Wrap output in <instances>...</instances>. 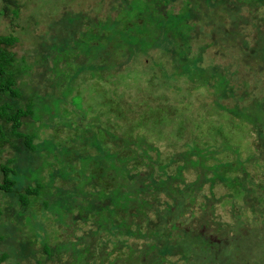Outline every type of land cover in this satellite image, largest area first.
Masks as SVG:
<instances>
[{
	"label": "rangeland",
	"instance_id": "1",
	"mask_svg": "<svg viewBox=\"0 0 264 264\" xmlns=\"http://www.w3.org/2000/svg\"><path fill=\"white\" fill-rule=\"evenodd\" d=\"M149 1L158 4V1ZM180 7L191 14L189 20L195 22V34L205 35L200 40L207 45L205 54L197 51V47L188 54L189 58L198 53L203 54L202 59L194 62L180 54L167 53V45L161 40L147 49L143 47L144 44L121 47L119 38L111 45L112 40L102 35L104 32L98 28V19L92 14L95 8H99L114 15L117 12V15H129L132 11L128 0H27L26 7L20 9L16 17L12 15L11 20L0 15V33L7 34L17 26L25 36V39L21 37V44L16 45L14 50L18 61L24 57L32 65L19 77V83L30 84V80L35 79V84L38 83L43 89H46L47 81L41 77L44 70L35 62V54L42 55V49L45 52L51 50V44L43 41L44 38L50 36L53 43H59L64 37L72 40L71 36L78 30L76 34L80 35L77 39L83 45L76 47L72 44V52L80 51L86 62L74 63L76 68L83 67V70L73 77L71 83L66 82L71 84L67 96L71 104L79 109L74 110L81 113V119L87 116L82 124L88 129L95 127L97 136L106 133L105 148L116 152L118 157H125L124 163L128 165L129 171H119L109 178L110 190L120 188L118 195L121 198L123 194L130 197L124 205V211L118 210L122 230H129V234L122 235L101 228L97 216H92L91 212L84 211L79 217L78 209L68 208L60 212L36 209L35 213H38L39 221L43 224L40 230L31 225L30 220L34 217L22 216L27 209L19 216L15 212L21 210L17 201L12 206L6 205V200L10 199L5 200L7 197L0 196L3 206L0 213V254H7L5 264L127 263L128 245L140 250L144 243H151V234L160 227L157 224H161L160 232L169 228L170 224H165L164 220L169 212L182 220L181 228L194 229L206 225L209 232L219 236L232 234L242 225L243 229L247 228L246 224L254 218L262 217L264 220V2L175 0L174 10ZM149 11L158 14L152 8ZM214 24L220 25L216 26L218 36L222 35L221 28L224 33L235 30L237 34L238 31L243 32L253 40V52L250 51L251 47L245 46L246 42L242 43L243 49L228 51L225 46L228 42L215 44ZM97 33L102 36L99 37ZM235 44L232 46L239 47ZM97 46H100L99 49ZM92 48L98 50L89 53ZM133 48L135 51L132 52L130 49ZM102 55L105 57L104 62H100ZM197 65L209 70L203 74L204 77L194 73ZM215 65L220 66V69H215ZM37 68L39 74H34ZM241 78L250 83L247 88ZM64 84H57L59 88L50 84L51 90L59 92L64 89ZM231 84L237 88L239 96L237 93V96L233 95ZM104 90L111 97H106ZM75 99H79L82 105ZM71 104H61L55 100L49 104L53 116L57 115L58 121L62 118L59 123L61 126L69 115L64 107L70 110ZM222 104L227 107L224 109ZM228 106L232 109L229 110ZM166 109L171 114L167 118ZM140 119H143L142 124H138ZM180 119L183 129L176 132ZM33 122L29 116L24 117V130L33 132ZM220 123L225 124L221 133L215 129ZM41 125L39 121L33 125L40 129L39 132L42 129L37 141L55 133L54 130L41 128ZM61 130L57 133L64 136L66 133ZM190 139L198 147L206 146L205 150H214L208 163L214 164V168L200 165L182 168L179 179L189 184V187L180 194L158 189V178H168L181 165L178 153L187 149L186 142ZM51 140L57 146L61 139ZM222 144L229 147L225 149ZM70 145L85 147L92 154L98 152L96 146L81 143L77 138L72 139ZM151 146L156 149H151ZM0 148L8 152L15 151L7 143L2 147L0 145ZM143 149L149 150L152 160L141 156ZM60 154L62 157L72 155L67 156L63 151ZM175 154L179 155L178 160L174 158L177 161H173ZM3 156L5 154L0 153V161L4 160ZM156 158L163 169L155 167ZM140 159L144 162H137ZM71 162L75 167L80 166L77 157H73ZM223 162L239 163L236 164L239 167L227 171L235 186L225 184L224 179L219 177L217 166ZM38 166L31 167L35 175H41L42 168ZM21 176L24 180L32 178L28 173H21ZM84 180L81 177L80 181ZM87 183L85 189H89ZM256 183L258 186H255ZM55 184L60 183L55 181ZM61 185L66 188L67 178L61 181ZM235 187L238 191H234ZM260 196L263 197L262 202ZM261 226L264 227V221ZM36 232L41 235L52 234L49 238L53 248L51 255L43 251L41 237ZM26 235L32 240L27 242ZM85 245L91 246V251L78 256L75 248ZM159 252L158 247L151 249L153 255L159 256ZM171 260L176 264H187L177 257ZM263 260L255 264H264Z\"/></svg>",
	"mask_w": 264,
	"mask_h": 264
},
{
	"label": "trees",
	"instance_id": "2",
	"mask_svg": "<svg viewBox=\"0 0 264 264\" xmlns=\"http://www.w3.org/2000/svg\"><path fill=\"white\" fill-rule=\"evenodd\" d=\"M0 1V15L6 20L7 18L11 20L12 15L16 17L18 11L26 7L27 0L25 2L21 0ZM154 1H158V4H153L149 0H128L129 7H131L132 11L129 15H117L118 12L114 15L99 8H95V12L92 15L98 19V26H100L98 28L101 29V32H104L102 35L107 36L108 40H112L111 45L114 44L115 39L119 38V46L121 47H138L144 44L143 47L147 49L148 47L155 46L161 40L165 41L167 45L165 46L166 52L171 55L180 54L183 58H188L192 62L202 59V53L206 50L207 45L203 44L200 40L201 36L205 35L204 33H199V36L195 34V22L189 20L191 14L185 9H181V7L180 9L177 8V10H174L175 0ZM210 1L216 3L221 0ZM151 8L158 14L151 13L149 11ZM105 13L107 14L106 17L104 16ZM146 16L148 18H145ZM216 26L220 25H213V33L215 35L219 33L216 30ZM77 32L78 30L71 36L72 40L69 37H64L59 43H53L54 40L52 38L50 39V36H47L43 41L51 44V50L45 52L42 49V55L35 54V62L43 67L44 70L41 77L47 81L46 89L39 87L38 83L36 85L35 79L32 76L34 80H30V84L27 82L19 83V77L32 65V63L28 64L24 57L21 58V61H18L16 51L14 50L16 45L21 44V37L25 39L24 34L20 33L17 26H14L7 34L0 33V145L2 147L7 143L11 149L15 150L8 152L0 148V153L3 152L5 154L3 156L4 160L0 161V196L7 197L5 200L10 199L6 200L8 201L6 205L9 204L12 206L14 201H17V205L21 208V210H15L17 215L27 209V212L22 216L34 217V219L30 220L31 225L40 230L43 229V224L39 221L38 213H35L36 209L42 208L60 212L62 209L68 208L69 210L78 209L79 217H82V212L84 211L91 212L92 216H97L100 227L109 229L112 233L129 234V230L123 231L120 226V218H118L120 212L118 210L124 211V205L130 197L127 194H123L124 197L121 198L118 195L120 188L110 190L109 179L113 178L119 171L128 173V165L124 163L125 157L122 155L118 157L116 152L105 148L104 141L106 139V133H99L100 135L97 136L98 131H95V127H92L91 129L93 130H91L82 124L87 116L85 115L81 119V113L79 111L78 113L75 112L74 109L77 108L71 104L70 98L68 99L67 96L73 77L81 69L83 70V67L76 68L74 63L76 61H80L83 64L86 62L80 54V51L72 52L74 51V48L71 47L72 44L76 47H82L83 45L77 39V36L80 35L79 33L76 34ZM221 33V36L216 35V38L213 40L215 44L220 41L223 43L228 42L225 45L228 51L231 49H243L241 48L242 43L246 42L245 46L247 48L251 47L250 51L253 52V40L249 39L243 32L238 31L237 34L235 30L224 33L221 28ZM98 35L99 37L102 36L101 34ZM47 42L43 43L46 44ZM213 42L210 41V44L215 45ZM233 44L240 48L233 47ZM215 46L217 47V45ZM99 47L97 46L98 49ZM194 47H197L199 49L197 51L202 53H198L197 56L189 58L188 54ZM221 47H224V45ZM98 49L92 48V50H89V53ZM130 50L132 52L135 51L134 48ZM104 59L105 57L102 55L100 62H104ZM56 67L58 68L55 69ZM214 68L220 69V66L215 65ZM37 70L39 69H35L34 74H39ZM207 71L209 70L205 66L197 65L194 73L197 76L204 77L203 74L207 73ZM29 74L26 73V75ZM241 80L245 82L247 88L250 83L245 78H241ZM66 82L70 83L66 84ZM61 83L62 86L65 83L63 90L59 92L56 89L55 91L51 90L50 84L59 88L58 85ZM26 87H28L27 93L25 92ZM230 90L234 96H239L240 93L238 94V90L234 85L231 84ZM104 91L106 97H111L106 95V90ZM53 100L61 104L68 102L72 105L70 110L66 106L64 107L69 115L67 116L68 119L66 118L62 122L63 127L59 124L62 118L58 121L56 118L57 115L54 114L53 116L50 108H48ZM75 100L81 104L79 99ZM81 105L78 106L81 107ZM222 106L224 109L227 107V105L223 104ZM228 109L231 110L232 107L228 106ZM81 111H83V108ZM168 111L167 109L165 111L166 118L171 115ZM28 116L35 122L39 121L42 124L41 128L45 127L44 129L54 130L55 133L37 141L39 139L37 136L42 132V129L39 132L40 129L34 127L35 122H33L31 123L33 132L25 131L23 128L24 117ZM155 120H157V117L154 118ZM142 123L143 119H140L138 124ZM182 123L180 119L176 132H181V129H183ZM224 126L225 124L220 123L215 129L220 132ZM60 129L66 133L64 136L57 133ZM58 138L61 140L55 146V141L51 139ZM75 138L81 143H90L96 146L98 152L92 154L87 152V148L85 147L70 145L71 140ZM191 140L186 142L187 149L178 153L181 157V165L178 166L177 170L173 174H169L168 178H158L156 181L158 189L164 192L168 191L180 194L181 191L189 187V184H185L179 179L182 168H194L198 165L209 166L208 169L211 167L212 169L214 168V164H208L214 150H205L204 148L206 146L202 148L198 147V144ZM139 146L142 145L139 144ZM222 146L225 149L229 147L223 144ZM151 149H156V147L151 146ZM40 150H43V152ZM62 151L67 156L72 155L62 157L60 156V152L62 153ZM82 151L83 153H81ZM178 154L173 156V161L178 160ZM141 156H145L148 160L153 159V156L149 154V150L143 149ZM73 157H77L80 161L79 167H75L71 162ZM154 161L156 162L155 167L158 166L163 169V166L160 165L157 158ZM137 162L144 161L140 159ZM236 164L233 162H223L217 166L219 177L224 179L225 184L235 186L234 182H232V177L227 175V171L239 167ZM35 165H39L42 168L41 175H35L31 169ZM166 172L165 167V174ZM21 173H28L32 178L30 180H24ZM81 177H84L85 180L80 181ZM66 178L67 185L65 188L61 185V181ZM94 178L95 181H93ZM55 181L60 184H55ZM86 182H89L87 183L89 184V189H85ZM182 185L185 187L183 188ZM95 186L97 188L94 190ZM255 186H258V183ZM234 191H238V188L235 187ZM81 194L83 196H80ZM262 199L263 197L260 196V202H262ZM119 201H121V207H119ZM2 211L3 206L0 204V213ZM164 220L165 224H170L169 228H165L164 232H160L162 229L161 224H157V226H160L157 228L158 233L154 231L151 234V243H144L140 250H135L134 247L128 245L129 252H126L128 253L126 256L128 261L127 263L122 261V264H176L171 260L174 257L179 258L187 264H241V261L246 262L245 264L252 262L255 264L258 260L264 259V227L261 226L264 220L262 217L254 218L253 221L246 224L247 228L245 229H243L244 227L242 225L240 229H235L232 234L225 232L226 234L220 236L209 232L206 225L194 229L181 228L182 220L170 212L164 217ZM37 235L41 237L43 251L48 256L51 255L53 248L49 243V238L52 237V234ZM26 238L28 239L27 242L32 240L27 235ZM154 247L159 248V256L151 254V249ZM57 248L60 249V246H57ZM75 249L77 255L80 256L91 251V246L85 245L79 249L78 247ZM145 255L146 258L144 257ZM6 257L7 254L5 252L0 254V264H5L4 260ZM80 260L83 261V259ZM177 263L182 264L181 262Z\"/></svg>",
	"mask_w": 264,
	"mask_h": 264
}]
</instances>
